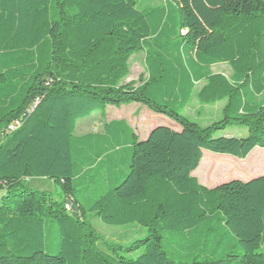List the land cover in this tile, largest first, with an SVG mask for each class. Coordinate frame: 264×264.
I'll return each mask as SVG.
<instances>
[{"label":"trees","instance_id":"16d2710c","mask_svg":"<svg viewBox=\"0 0 264 264\" xmlns=\"http://www.w3.org/2000/svg\"><path fill=\"white\" fill-rule=\"evenodd\" d=\"M138 52L146 76L126 82ZM193 101L223 104L203 122L187 113ZM128 103L180 129L139 140L119 119L75 134L78 120ZM255 147L264 0H0V264H264V175L213 187L192 175L204 150L244 159ZM34 177L62 199L30 189ZM87 213L146 233L121 247Z\"/></svg>","mask_w":264,"mask_h":264},{"label":"rangeland","instance_id":"374dc122","mask_svg":"<svg viewBox=\"0 0 264 264\" xmlns=\"http://www.w3.org/2000/svg\"><path fill=\"white\" fill-rule=\"evenodd\" d=\"M138 1L142 6H148L149 4L156 3L158 0ZM129 70L130 73L126 78V82L136 81L138 84L139 77L141 75L144 77L146 76L144 54L142 52L134 53L131 56ZM212 70L214 72H222L225 75H229L231 72L229 66L226 64L214 65ZM222 104L223 102L214 106H205L201 108L196 101H193L187 113L205 122L207 119L216 118L219 115ZM198 110L201 112L200 116L197 115V112H199ZM105 113L106 114L103 116L100 115L99 111L94 112L92 116L97 117L93 119V121L91 120L92 117L78 120V127L75 129V134L86 131L85 123L91 124V130H102L103 124L113 118L125 119L134 129L139 140L146 139L148 131L151 130L154 125L167 126L176 130L180 129V126L169 117L155 113L138 103L122 104L120 106L108 105ZM187 113L185 112V114ZM240 130L241 131H237L234 127H229L224 133L228 135L244 136L246 134V128ZM192 175L196 176L198 181L207 187H213L232 179L246 181L264 175V149L255 147L244 159L204 150L197 167L192 171ZM27 184L30 189L45 191L51 193V195L57 199H62L59 187L47 178H29ZM3 193L4 192L0 190V198ZM86 220L100 232L105 241L115 243L121 247H125L136 238L143 237L146 233L145 228L136 223L124 225L105 224L101 222L94 213H87ZM260 251L264 252V246L261 247ZM118 253L127 258L134 259L142 253V247L131 252L119 249Z\"/></svg>","mask_w":264,"mask_h":264},{"label":"crops","instance_id":"0c3cea01","mask_svg":"<svg viewBox=\"0 0 264 264\" xmlns=\"http://www.w3.org/2000/svg\"><path fill=\"white\" fill-rule=\"evenodd\" d=\"M106 112V111H105ZM106 114V113H105ZM89 117H92L91 118V120L93 121V119H95L97 116H89ZM119 119H122V118H119ZM118 118H113V119H110V120H119ZM110 120H108V121H110ZM108 121H106L105 123H107ZM104 123V124H105ZM128 123V122H127ZM104 124H103V126H104ZM129 124V123H128ZM91 124H88V123H85V127H86V131L85 132H80L79 134H77V135H83V134H86V133H89V132H101V131H103V128H102V130H96V131H94V130H91V126H90ZM130 125V124H129ZM78 127V125L76 124V128ZM154 127H155V125H154ZM153 127V128H154ZM151 130H149L148 131V134H149V132H150Z\"/></svg>","mask_w":264,"mask_h":264},{"label":"built area","instance_id":"2783aa9c","mask_svg":"<svg viewBox=\"0 0 264 264\" xmlns=\"http://www.w3.org/2000/svg\"><path fill=\"white\" fill-rule=\"evenodd\" d=\"M20 123H21L20 120H14L8 125L7 129L9 131L10 130L12 131V130L16 129L17 127H19ZM68 208H69V206H68Z\"/></svg>","mask_w":264,"mask_h":264},{"label":"water","instance_id":"95a60500","mask_svg":"<svg viewBox=\"0 0 264 264\" xmlns=\"http://www.w3.org/2000/svg\"><path fill=\"white\" fill-rule=\"evenodd\" d=\"M68 203H69V201H68Z\"/></svg>","mask_w":264,"mask_h":264}]
</instances>
